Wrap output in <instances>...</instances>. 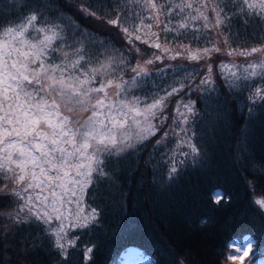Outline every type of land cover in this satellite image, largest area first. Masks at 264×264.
<instances>
[{
  "label": "snow or ice",
  "instance_id": "1",
  "mask_svg": "<svg viewBox=\"0 0 264 264\" xmlns=\"http://www.w3.org/2000/svg\"><path fill=\"white\" fill-rule=\"evenodd\" d=\"M15 4L27 6L23 0H13ZM79 9L97 15L88 4L81 3ZM108 12L113 18L107 22L120 26L129 43L134 38L149 44L168 59L198 61L220 52L210 31L223 38L229 56L264 54V0H111ZM236 19L245 30L253 25L259 29L252 33L258 35L257 46L230 47L229 36L243 39L233 24ZM201 38L210 46H190ZM161 59L153 53L152 59L132 66L123 51L74 21L65 24L62 15L53 19L39 8L0 23V180L5 181L0 194L12 198L8 219L16 225H43V234L64 259L79 239L71 233L98 223L100 213L85 197L90 187L112 179L107 162L137 153L167 121L168 97L191 86V73L197 70L180 66L173 69L167 88L149 90L152 73L146 65ZM127 70L134 73L129 79L124 77ZM219 71L230 91L248 89V113L253 117L255 106L264 102V55L242 64L222 62ZM211 73L209 64L196 85L202 92L216 91ZM165 74V69L156 73ZM113 88L114 95L109 92ZM82 113L87 117L78 118ZM195 115V101L181 98L169 130L156 141L157 147L175 141L165 161L169 180L176 178L185 160L195 165L202 158L193 142ZM209 195L217 205L228 199L219 191ZM254 202L264 210V198ZM251 247L248 237L233 241L227 259L246 256ZM92 251L87 248L86 258Z\"/></svg>",
  "mask_w": 264,
  "mask_h": 264
},
{
  "label": "trees",
  "instance_id": "2",
  "mask_svg": "<svg viewBox=\"0 0 264 264\" xmlns=\"http://www.w3.org/2000/svg\"><path fill=\"white\" fill-rule=\"evenodd\" d=\"M23 2L26 7L14 6L13 0H0V23L39 8L53 19L62 15L65 24L74 21L81 29L95 34L96 39L123 51L130 57L132 66L152 59L153 53L161 55V60L146 65L152 73L149 90L167 88L173 82L174 68L183 66L188 72L197 71L191 73L194 79L190 87L185 86L166 100L168 119L164 126L140 144L137 153L129 152L116 161L109 160L106 168L112 179L102 180L88 189L85 202L99 211L98 223L71 233L79 239L68 249L67 259L53 249L49 237L43 234V225L12 223L7 217L12 211V198L0 194V264H113L119 251L133 243L152 254L155 264H226L230 240L247 233L255 239L254 259L262 257L264 210L254 201L264 198V102L255 106V115L250 118L248 89L230 91L221 78L219 66L222 62L242 64L258 60L264 54H253L247 59L238 54L229 56L223 38L210 31L208 35L214 42L218 41L220 52H212L198 61L184 56L168 59L149 44L134 38L129 43L120 26L107 22L113 18L108 12L111 0L107 3L105 0ZM81 3L88 4L97 15H85L79 9ZM233 24L243 39L229 36L230 47L257 46L258 35H252L259 33L255 25L245 30L239 19ZM160 35L163 43L164 34ZM190 46L210 44L201 38ZM209 64L216 86V91L211 93L196 87ZM160 69H165L166 74L156 75ZM133 75L130 70L124 72L126 79ZM181 98L195 101L193 142L201 149L202 158L195 165L191 159L185 160L176 178L169 180V164L165 161L175 141L169 140L168 147L163 142L157 147L156 141L169 130L176 103ZM3 183L0 180V185ZM214 191L223 192L227 201L215 204L209 195ZM88 247L93 248L90 259L86 258Z\"/></svg>",
  "mask_w": 264,
  "mask_h": 264
},
{
  "label": "rangeland",
  "instance_id": "3",
  "mask_svg": "<svg viewBox=\"0 0 264 264\" xmlns=\"http://www.w3.org/2000/svg\"><path fill=\"white\" fill-rule=\"evenodd\" d=\"M87 113H82L79 115L78 118L84 119L87 117ZM249 238V241L252 243V238L250 236H247ZM249 251V250H248ZM248 254V253H247ZM244 257H238L235 260H228L226 262H244ZM153 261L150 257L144 255L140 250L138 249H130L124 252L122 256V264H152ZM228 264V263H226ZM255 264H264V259L263 260H257Z\"/></svg>",
  "mask_w": 264,
  "mask_h": 264
}]
</instances>
